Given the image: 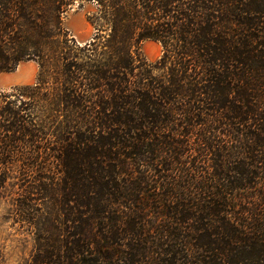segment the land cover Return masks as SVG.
I'll return each instance as SVG.
<instances>
[{
  "label": "trees",
  "instance_id": "16d2710c",
  "mask_svg": "<svg viewBox=\"0 0 264 264\" xmlns=\"http://www.w3.org/2000/svg\"><path fill=\"white\" fill-rule=\"evenodd\" d=\"M73 1L0 0V72L39 65L0 93V173L56 161L33 264H264V0H86L82 44Z\"/></svg>",
  "mask_w": 264,
  "mask_h": 264
},
{
  "label": "rangeland",
  "instance_id": "374dc122",
  "mask_svg": "<svg viewBox=\"0 0 264 264\" xmlns=\"http://www.w3.org/2000/svg\"><path fill=\"white\" fill-rule=\"evenodd\" d=\"M96 13L97 5L92 1L75 0L66 7L62 21L77 43L82 44L93 37L96 31ZM140 51L147 61L153 63L161 56L162 46L157 40L144 39L140 43ZM38 72L36 60L19 61L12 70L0 72V93L17 94L16 88L36 83ZM19 97L28 99L23 95ZM0 104L3 105L4 102ZM38 144L42 146L41 143ZM29 147L32 150V146H28L26 152H29ZM38 150V157L25 159V162L16 154L9 159L8 169L0 173V264L34 263L37 252L35 237L38 227H44V221L41 214L37 221L34 219V223H31V216L40 213L45 215L44 203L47 198L44 195L41 197L39 192L31 191V186H37L42 180L41 176L53 175L56 171V161L52 157L45 160L42 147ZM39 163L43 166L40 172L32 167V164L35 166ZM28 213H31L29 218Z\"/></svg>",
  "mask_w": 264,
  "mask_h": 264
}]
</instances>
